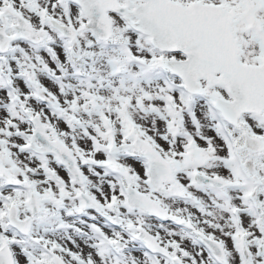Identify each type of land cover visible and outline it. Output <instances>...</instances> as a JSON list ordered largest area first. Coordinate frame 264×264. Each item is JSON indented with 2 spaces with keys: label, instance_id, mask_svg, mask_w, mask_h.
Listing matches in <instances>:
<instances>
[{
  "label": "snow or ice",
  "instance_id": "1",
  "mask_svg": "<svg viewBox=\"0 0 264 264\" xmlns=\"http://www.w3.org/2000/svg\"><path fill=\"white\" fill-rule=\"evenodd\" d=\"M0 264H264V0H0Z\"/></svg>",
  "mask_w": 264,
  "mask_h": 264
}]
</instances>
